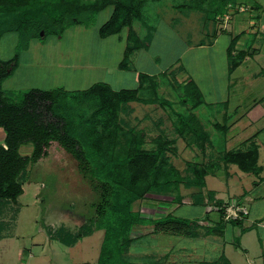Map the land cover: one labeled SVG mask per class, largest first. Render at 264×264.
<instances>
[{"label": "rangeland", "instance_id": "374dc122", "mask_svg": "<svg viewBox=\"0 0 264 264\" xmlns=\"http://www.w3.org/2000/svg\"><path fill=\"white\" fill-rule=\"evenodd\" d=\"M229 3L232 6L225 10L230 16L223 21L207 16L206 1L201 3L204 11H200L188 8L198 7L197 0H143L130 28L145 44L128 54L124 68L116 65L123 56L129 27L105 37L98 35L99 26L112 10V5H107L87 26L74 23L59 36L30 38L17 52L11 73L0 81L3 100L8 103L19 102V94L29 88L77 91L96 82H104L113 90L136 89L143 99L156 95L168 102L123 103L119 122L124 129L142 130L146 148L152 146L151 138L157 134L170 139L172 150L166 153L170 163L188 178L192 176L188 165L206 168L204 184L187 187L182 183L176 191L146 193L132 208L144 217L170 213L191 219L198 224L191 227L196 236L136 225L122 255L125 260L199 264L200 259H209V264H221L218 256L222 246L208 243L206 234L222 241L229 264H255L253 257L261 254V249L264 252V179L253 184V180H259L257 176L221 160L225 151L249 148L257 132L256 139L263 145L257 162L264 166V129L258 130L264 122V0ZM240 3L252 9L239 10ZM249 19L253 23L248 24ZM214 29L217 37L213 41L209 35ZM237 32H243L241 38L247 42L239 46L246 49L253 42L252 47L260 48V53L247 54L242 62L229 68L226 48L230 35ZM18 41L17 31L3 30L1 60L12 57ZM201 42L205 46L198 48ZM189 79L199 91L196 106H192L196 95H187L182 89ZM176 112L192 117L194 124L208 133L202 151L195 142L187 141L189 137L175 133ZM216 122L221 125L215 126ZM18 151L28 154L31 144H20ZM18 178L22 193L15 201L0 199V264H95L102 230L81 236L69 245L59 239L75 235L93 214V195L76 172L72 156L50 142L45 155L34 164L28 163ZM176 195L179 201L174 199ZM232 198L246 207L248 216L237 223H226L222 236L207 233L210 223H218L215 205ZM252 216H258L259 223H249ZM249 226L252 231L243 236L242 242L240 230ZM239 244L248 247L246 254Z\"/></svg>", "mask_w": 264, "mask_h": 264}, {"label": "trees", "instance_id": "16d2710c", "mask_svg": "<svg viewBox=\"0 0 264 264\" xmlns=\"http://www.w3.org/2000/svg\"><path fill=\"white\" fill-rule=\"evenodd\" d=\"M200 5L188 8L204 11L201 3L209 5L207 16L226 12L231 0H197ZM143 0H0V34L4 29H14L19 41L12 57L0 59V81L6 78L17 63V52L26 47L30 38H42L47 34L59 36L71 24L89 25L97 13L112 5L108 19L98 28V35L105 37L119 33L129 27L125 36L123 56L118 68L126 66L128 54L145 42L133 29L131 20L139 16ZM226 9V10H225ZM5 26L3 27L2 25ZM148 38V36L146 37ZM233 39L226 52L229 68L240 61L230 54ZM264 73V68H262ZM152 77V76H151ZM185 94H195L198 88L189 79L183 84ZM19 102H5L0 91V128L3 139L0 143V199L15 201L22 193L19 174L28 163L34 164L45 155L50 142H56L75 161L76 172L86 183L93 199L90 201L93 214L87 224L80 226L75 235L61 236L65 245L72 244L81 236L102 230L95 264H156V261L134 263L123 259L132 238L130 232L136 225H149L152 230L173 229L176 233L192 235L191 227L198 226L191 219L171 216L144 217L132 205L146 193L176 191L179 184L187 187L203 186V177L208 170L202 166L188 165L191 177H185L170 163L167 152L171 151V140L157 134L151 138L152 146H143L142 130L122 128L119 111L123 103H165L154 95L143 99L136 89L113 90L104 82H96L84 90L70 91L62 87L49 89L29 88L20 94ZM190 99V97H189ZM191 100V99H190ZM200 99L192 102L196 106ZM177 123L173 125L177 135L190 138L200 151L208 133L194 124L190 116L175 113ZM194 136L192 139L191 137ZM30 143L31 151L20 154L18 147ZM257 151L253 143L244 150L225 151L221 160L235 164L242 172L256 173ZM176 201L180 197H174ZM216 206V205H215ZM218 212V223L206 227V232L218 234L225 223L238 220H222ZM209 228V229H208Z\"/></svg>", "mask_w": 264, "mask_h": 264}, {"label": "crops", "instance_id": "0c3cea01", "mask_svg": "<svg viewBox=\"0 0 264 264\" xmlns=\"http://www.w3.org/2000/svg\"><path fill=\"white\" fill-rule=\"evenodd\" d=\"M250 9H252V6H251V8ZM249 21L250 22H248V24H251V23H253V20L252 19H249ZM211 33V35H209V33H207L206 32V35L208 34L209 36H212V39H213V41L216 39V37H217V31L214 29V30H212V31H210ZM243 33V32H242ZM242 33H239V32H237V33H235L234 35H230V39L229 40H231V39H233V45H232V48H231V51H230V54L233 56V57H235L236 58V56H237V54H240L241 55V58H240V62H242L243 61V59L247 56V54L248 55H252V54H259L260 53V48H258V47H252V45H253V42H250L249 44H248V47L245 49V47H242V46H239V45H243V43H247L244 39H242L241 38V36H242ZM212 41V42H213ZM244 41V42H243ZM264 42V41H263ZM229 44V43H228ZM198 48H203L204 46H205V44L203 43V42H201L200 44H197L196 45ZM252 50H251V49ZM264 50V49H263ZM250 55V56H251ZM239 62V63H240ZM117 66V65H116ZM261 116V115H260ZM256 117V116H255ZM257 121H258V119H257ZM250 122H254V120H250ZM215 126H218V125H221V124H217V122L214 124ZM222 126H224V125H222ZM264 129V122H263V124H261L260 126H259V129L258 130H260V131H262ZM256 134L254 135V137H255V141L253 140V144L255 145V147H256V151H257V158H256V165L259 167L258 168V171L256 172V173H252V172H250V173H252V174H254V176L256 177H258L259 178V180L258 181H254L253 180V184H255V182H259L261 179H264V175L262 176L261 175V173H263L264 174V166H263V164L261 165V164H259L258 162H257V160H258V157H259V150H263V145H262V142L260 141V140H258V139H256V135H257V132H255ZM2 139H3V134H0V143L2 142ZM242 172V171H241ZM214 195V197L216 196L215 195V193L213 194ZM248 211H247V216H248ZM247 219V218H246ZM256 220H257V223H259V220H258V216H252V219H249L248 221H249V223H254V222H256ZM213 225V223H210V225ZM226 224V223H225ZM209 225V226H210ZM263 225H264V223H263ZM225 226V225H224ZM260 226H261V224H260ZM224 229H225V227H223L222 228V230L217 234L218 236H222L223 235V232H224ZM252 231V228H251V226H249V227H246V228H242L241 230H240V240L243 242V236L244 235H246L248 232H251ZM208 233V232H207ZM176 235H185V234H180V233H176ZM192 235H194V236H196V232L194 231L193 232V234ZM185 236H190V235H185ZM206 240H207V242L208 243H210V244H215V245H217V246H222V250H221V254L218 256V258H219V260L220 261H222V263L221 264H229V261H228V259L224 256V252H223V247H224V244L222 243V241H218L217 239L216 240H213L212 239V237H209L207 234H206ZM237 243H238V241H237ZM241 247H242V249H243V251L245 252V254L247 253L246 251L248 250V247L246 246V245H243V244H239ZM258 255V256H257ZM256 256L257 257H253V259H255V264H264V252L262 251V249H261V254H257ZM167 256V254L165 255V257ZM209 260V259H208ZM205 260V259H200L199 260V264H209L211 261L209 260ZM157 264H176V262H173V261H170V262H168L166 259L162 262V263H159V262H157ZM248 264H253L252 262H248Z\"/></svg>", "mask_w": 264, "mask_h": 264}, {"label": "built area", "instance_id": "2783aa9c", "mask_svg": "<svg viewBox=\"0 0 264 264\" xmlns=\"http://www.w3.org/2000/svg\"><path fill=\"white\" fill-rule=\"evenodd\" d=\"M232 3H227L226 7H231ZM235 6V5H234ZM236 7V6H235ZM239 10H242L243 8L246 9L247 5L243 6L242 3L237 6ZM247 8H251L249 5ZM230 16L229 13L225 12L223 14H216L214 16L215 20H225L228 19ZM215 210L217 212H222V220L228 221V220H240L247 214L246 207L235 198H232L230 200H227L225 202H221L218 205H216Z\"/></svg>", "mask_w": 264, "mask_h": 264}]
</instances>
